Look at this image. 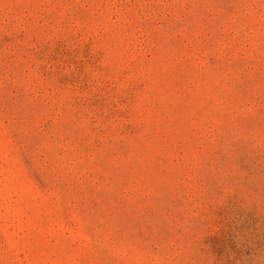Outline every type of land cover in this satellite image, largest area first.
Returning a JSON list of instances; mask_svg holds the SVG:
<instances>
[{
	"label": "rangeland",
	"instance_id": "1",
	"mask_svg": "<svg viewBox=\"0 0 264 264\" xmlns=\"http://www.w3.org/2000/svg\"><path fill=\"white\" fill-rule=\"evenodd\" d=\"M0 264H264V0H0Z\"/></svg>",
	"mask_w": 264,
	"mask_h": 264
}]
</instances>
